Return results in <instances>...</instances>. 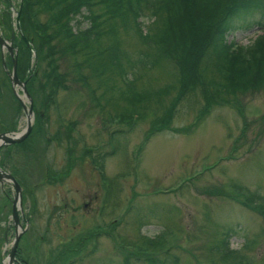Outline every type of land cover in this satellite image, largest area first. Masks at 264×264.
I'll return each mask as SVG.
<instances>
[{"label":"rangeland","instance_id":"374dc122","mask_svg":"<svg viewBox=\"0 0 264 264\" xmlns=\"http://www.w3.org/2000/svg\"><path fill=\"white\" fill-rule=\"evenodd\" d=\"M21 5L22 0H0V35L7 43L11 30L13 44L23 33L14 19ZM38 18L45 21L48 14L39 12ZM79 18L69 23L76 28L80 20L83 28L86 21ZM258 32L255 28L236 30L226 40L244 45ZM117 39L133 60L141 48L140 39L123 33ZM14 47L16 76L22 81L33 67L37 70L36 54L23 51V46ZM6 51L0 47V58L3 52L7 60ZM19 58L24 69L19 67ZM9 62L3 67L0 61V133L25 127L24 113L5 71L11 70ZM58 63L61 71L70 73L68 57ZM83 64L87 87L71 79L77 74H70L66 89L58 90L47 107L44 124L37 119L43 112L41 94L35 85L27 91L33 116L25 144L0 150L2 168L21 181L18 219L21 225L26 220L27 229L20 234L18 258L46 264L49 255L54 258L77 238L89 240L98 232L95 245L87 241L88 253L82 250L72 264H154L157 257L168 264H264V198L259 199L260 209L242 206L237 197L253 190L264 197V89L231 92L204 108L197 93L177 99L174 87L159 101L131 106L115 98V88L105 98L99 96L108 90L107 85H124L123 73L122 77L110 74L106 84L98 83L97 71L88 62ZM125 75L132 78L128 71ZM146 75V81L139 80V84L159 88L166 82L176 83L159 69ZM26 84L28 90L27 80ZM88 87L95 88L93 93ZM15 88L21 91L19 85ZM63 130L69 133L68 139L55 132ZM47 136L53 140L46 145ZM112 145L115 150L102 160L106 181L101 183L89 158L110 151ZM88 147L94 150L85 157L83 149ZM108 179L113 182L109 200L104 197L110 188ZM3 184L0 237L5 240H0V264H6L16 233L10 219L11 187ZM231 225L234 235L227 242L231 252L222 255L218 248L223 231ZM146 239L154 241L155 255H128L143 249Z\"/></svg>","mask_w":264,"mask_h":264},{"label":"trees","instance_id":"16d2710c","mask_svg":"<svg viewBox=\"0 0 264 264\" xmlns=\"http://www.w3.org/2000/svg\"><path fill=\"white\" fill-rule=\"evenodd\" d=\"M39 12L48 14V18L40 22ZM79 16L83 22L86 21L85 26L82 28L79 26L82 22L76 20L74 28L69 20L80 19ZM138 17L141 21L135 22ZM19 26L36 54L37 70L35 68L28 78V91L35 85L42 96L43 114L37 119L43 124L48 118L47 107L52 105L58 90L66 89L70 74H77L71 79L81 80L87 87L82 72L83 62H88L97 71L95 78L98 83L102 81L106 84L107 76L117 75V69L124 73L128 71L132 78H128L127 85H107L108 90L103 89L99 96L105 98L111 93L109 90L115 88V98L131 106L159 101L174 87L177 99L197 93L204 108L223 101L231 92L264 89V0H22ZM254 27L260 32L251 41L238 46L235 51L229 49L227 34ZM119 33L140 39L141 48L133 60L120 46L117 39ZM15 45L18 50L23 46L22 50L29 52L21 39ZM19 54L23 56L22 51ZM64 56L71 60L70 73L59 69L58 60ZM22 62L23 59L19 58V67L24 69ZM154 69L172 76L176 83L166 82L159 88L147 82L139 84V80L144 81L147 76L146 72ZM94 89L88 87L87 91L93 93ZM55 132L58 136L69 138L65 130L61 134ZM51 140L50 136L44 138L46 145ZM24 144L25 141L15 146L21 148ZM105 156L107 153H99L93 162L98 161L102 166ZM108 181L110 197L113 182ZM18 182L21 184L20 180ZM249 193L237 196L242 206L261 209L258 202L264 197L258 190ZM233 226H227V230L223 231L218 248L222 255L231 252L227 242L234 235ZM87 238L89 240L77 238L65 250H59L54 258L49 255L46 264L78 261L82 250H86L85 255L88 253L86 243L91 237ZM146 242L143 249L128 255H155L158 249L154 241L146 239ZM18 257L17 250V262L30 264ZM153 263L168 264L159 257Z\"/></svg>","mask_w":264,"mask_h":264},{"label":"water","instance_id":"95a60500","mask_svg":"<svg viewBox=\"0 0 264 264\" xmlns=\"http://www.w3.org/2000/svg\"><path fill=\"white\" fill-rule=\"evenodd\" d=\"M18 12L16 13V17H15V26L18 27L17 21H18ZM10 40L9 42H5L3 40V38L0 36V46H5L6 49L8 50L10 56H12V41H13V31H10ZM21 37L23 38L24 43L26 44V46H28V43L26 41V39L23 37V35H21ZM13 57V56H12ZM3 64V62H2ZM15 67H16V59L15 56L12 59V66H11V71L8 74L9 80L11 82V85L14 86L15 84H19L21 86L23 95L27 97L29 105L25 106V104L21 101V105L22 108L25 112L26 115V128L25 130H23L20 133H2L0 134V144L1 143H15V142H20L26 135L27 133L30 131V119H31V102L29 99V96L26 93V90L24 88V81L20 82L16 76L15 73ZM3 181L8 182L11 184L14 193H13V200H12V207H11V218L12 221L15 225H18V218H17V210L19 209L20 206V189L19 186L17 184V182L15 181V179L7 172H4L2 169H0V183H2ZM22 231V230H21ZM20 231V232H21ZM19 235L20 233L17 232L14 236L13 241L11 242V247L7 253V257H6V261L7 264H13V259H14V253H15V249L17 246V241L19 239Z\"/></svg>","mask_w":264,"mask_h":264}]
</instances>
